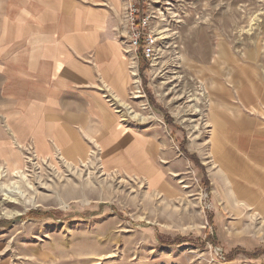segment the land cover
I'll use <instances>...</instances> for the list:
<instances>
[{
	"label": "rangeland",
	"instance_id": "1",
	"mask_svg": "<svg viewBox=\"0 0 264 264\" xmlns=\"http://www.w3.org/2000/svg\"><path fill=\"white\" fill-rule=\"evenodd\" d=\"M71 1L58 12L108 10L130 81L75 87L99 111L83 162L0 123V264H264V0ZM49 2L0 0V50L16 10Z\"/></svg>",
	"mask_w": 264,
	"mask_h": 264
},
{
	"label": "crops",
	"instance_id": "2",
	"mask_svg": "<svg viewBox=\"0 0 264 264\" xmlns=\"http://www.w3.org/2000/svg\"><path fill=\"white\" fill-rule=\"evenodd\" d=\"M62 1L71 0H50L49 5L55 7L39 12L26 5L16 10L12 20L14 34L3 44L6 51L0 50V74L16 85L1 92L7 103L0 106V123L9 124L12 129L28 127L29 132L23 135L19 129L14 131L13 138L25 142L24 136L32 140L33 135L47 144L45 156L48 151L57 152L54 136L61 126L73 136L70 143L62 142L66 148L79 142L76 128L80 124H97L95 94L76 89L80 81L93 82L98 76L119 95H124L130 81L129 58L121 44L111 38L108 10H81L84 8L79 6L80 1L72 0L75 2L71 1V7L79 6L78 11L63 14L58 12ZM109 2L114 10L120 5V0ZM82 57L88 61L81 62ZM88 130L92 133L90 127ZM100 146L104 164L118 162L114 157L108 159V150ZM77 158L80 159L74 160Z\"/></svg>",
	"mask_w": 264,
	"mask_h": 264
},
{
	"label": "bare ground",
	"instance_id": "3",
	"mask_svg": "<svg viewBox=\"0 0 264 264\" xmlns=\"http://www.w3.org/2000/svg\"><path fill=\"white\" fill-rule=\"evenodd\" d=\"M133 59V58H132ZM132 64V67H131V73L133 75V79H134V82L137 83V76H136V69H135V65H134V61L131 60V63H130V66ZM139 82V81H138ZM39 127V126H38ZM61 130L58 129V133L56 134L55 137V145L58 147V149L61 151L62 153V157L64 158V160L66 162H70L69 159L73 158L72 161H74V158L77 156V157H80V160H82L83 162V159L85 158V152L87 151V147L85 144H83L82 142H78L77 144H72V145H67L66 148H63V144L62 142H67V143H70L71 142V138L73 137L72 136V132H69L67 129H64L63 126H61ZM60 133V134H59ZM87 133V131L85 132ZM33 139H34V142H35V146L38 150H42V149H45L46 148V143L45 142H41L40 141H37V139L33 136ZM2 151V150H1ZM2 155H4L3 152L0 153V157H2ZM82 156V157H81ZM5 160L8 161L7 165L11 162V161H16L17 164H19L22 159L19 155V153H17L16 151H10L9 153H6V157H5ZM10 160V161H9ZM103 162V161H102ZM72 163V162H70ZM104 163V162H103ZM110 163H115V160H113V162L111 161H108L107 166H109ZM24 166V165H23ZM110 167V166H109ZM130 167V166H129ZM23 168V167H22ZM8 170H11L12 172H18L20 175V177H26L24 173H21V171H17L15 168H11L8 166ZM17 174V173H16ZM12 175V173H11ZM85 186H89L91 184V181L90 180H87ZM76 186V185H75ZM102 187V186H101ZM103 190V188H101ZM85 195V194H84ZM9 199V198H8Z\"/></svg>",
	"mask_w": 264,
	"mask_h": 264
},
{
	"label": "trees",
	"instance_id": "4",
	"mask_svg": "<svg viewBox=\"0 0 264 264\" xmlns=\"http://www.w3.org/2000/svg\"><path fill=\"white\" fill-rule=\"evenodd\" d=\"M140 62H143L144 64L146 63L145 60H144V57H143V56H140V57H139V63H140Z\"/></svg>",
	"mask_w": 264,
	"mask_h": 264
},
{
	"label": "built area",
	"instance_id": "5",
	"mask_svg": "<svg viewBox=\"0 0 264 264\" xmlns=\"http://www.w3.org/2000/svg\"><path fill=\"white\" fill-rule=\"evenodd\" d=\"M134 44H138V41H137V39H134Z\"/></svg>",
	"mask_w": 264,
	"mask_h": 264
}]
</instances>
